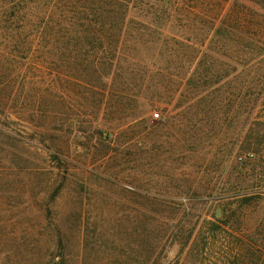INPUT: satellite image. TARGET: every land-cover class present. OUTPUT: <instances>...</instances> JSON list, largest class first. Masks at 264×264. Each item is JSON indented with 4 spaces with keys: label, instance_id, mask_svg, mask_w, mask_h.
I'll return each mask as SVG.
<instances>
[{
    "label": "rangeland",
    "instance_id": "obj_1",
    "mask_svg": "<svg viewBox=\"0 0 264 264\" xmlns=\"http://www.w3.org/2000/svg\"><path fill=\"white\" fill-rule=\"evenodd\" d=\"M250 6L258 37L264 10ZM129 19L145 29L153 16ZM5 37L0 264H264V55L243 69L225 37L216 91L193 100L205 65L128 45L95 95L84 75L65 86L60 52L21 58ZM182 81L174 99L152 89Z\"/></svg>",
    "mask_w": 264,
    "mask_h": 264
},
{
    "label": "trees",
    "instance_id": "obj_2",
    "mask_svg": "<svg viewBox=\"0 0 264 264\" xmlns=\"http://www.w3.org/2000/svg\"><path fill=\"white\" fill-rule=\"evenodd\" d=\"M230 1H234L231 6ZM236 1L0 0V31L6 36L5 39L10 38L15 47H27L24 57L22 53V56L16 55L21 58H26L27 53L30 57L39 54L49 57L60 52L61 58H65L60 67L62 75L68 80L65 81V86H70L73 90L74 85L79 82L77 78L84 75V86L89 91L93 90L95 95L104 94L100 92L103 89L101 82L120 69L118 60L123 55L122 49L128 45L157 49L159 55L167 58L169 63L173 59L184 61L194 70H201L205 65L202 77L190 80L192 86L189 87V93H192L194 100L200 95L216 91L220 69L214 66L213 55L220 54L219 49L223 46L225 37L235 45L238 63L243 69H249L250 61L264 55V28H260L258 37L252 31L251 24L255 19H252L253 9L250 6L256 4L264 10V0ZM141 12L153 16L145 29H141L138 23L132 24L129 19L133 14ZM6 30H9L8 35ZM89 55L103 57L106 65L87 63L83 66L82 62H76ZM55 71L56 69L50 73L51 76ZM8 81H0V104L7 96ZM183 82L174 91L173 87L166 84L155 85L152 89L156 92L163 91L164 95L174 99L182 85L184 86ZM57 103L59 102L51 100L46 105ZM1 107L0 114L6 120L8 116L5 108ZM47 113L49 124H52L56 118L51 114L52 110ZM60 128L51 126L49 129L57 131ZM66 129L62 131L69 132V128ZM48 139H52L51 136ZM258 194L261 199L264 198V191ZM248 200L244 197L242 202ZM259 245L257 258L260 259L264 255L261 253L264 242L261 241Z\"/></svg>",
    "mask_w": 264,
    "mask_h": 264
},
{
    "label": "water",
    "instance_id": "obj_3",
    "mask_svg": "<svg viewBox=\"0 0 264 264\" xmlns=\"http://www.w3.org/2000/svg\"><path fill=\"white\" fill-rule=\"evenodd\" d=\"M221 215V213H220V209H217V212H216V216H220Z\"/></svg>",
    "mask_w": 264,
    "mask_h": 264
},
{
    "label": "built area",
    "instance_id": "obj_4",
    "mask_svg": "<svg viewBox=\"0 0 264 264\" xmlns=\"http://www.w3.org/2000/svg\"><path fill=\"white\" fill-rule=\"evenodd\" d=\"M154 117L157 118L158 117V113H154Z\"/></svg>",
    "mask_w": 264,
    "mask_h": 264
}]
</instances>
